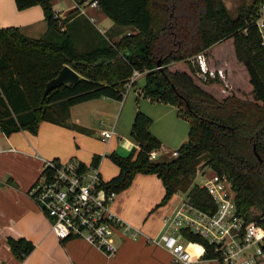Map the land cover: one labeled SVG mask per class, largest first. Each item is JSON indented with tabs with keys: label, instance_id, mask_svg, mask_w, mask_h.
Returning a JSON list of instances; mask_svg holds the SVG:
<instances>
[{
	"label": "trees",
	"instance_id": "16d2710c",
	"mask_svg": "<svg viewBox=\"0 0 264 264\" xmlns=\"http://www.w3.org/2000/svg\"><path fill=\"white\" fill-rule=\"evenodd\" d=\"M94 1L113 23L132 31L78 50L60 28L62 19L50 0H13L17 9L38 4L47 34L57 31L61 36L34 37L15 25L0 26V129L6 134L18 129L33 133L39 121L48 120L87 130L68 122L69 106L99 96L120 100L133 69L143 71L138 93L175 105L177 115L188 122L187 137L174 155L149 158L148 151L160 141L148 130L150 117L136 108L129 135L137 147L125 155L107 153L117 172L100 185L117 192L134 173H154L163 186L157 204L184 191L193 205L211 213L215 205L210 195L192 182L201 161L229 180L236 214L264 228V44L254 23L264 0L242 1L233 16L222 0ZM227 39L229 49L217 47L215 52ZM198 52L207 69H222L223 79L199 75L193 60ZM231 61L237 62V73ZM63 64L78 73L77 79L42 94L44 82ZM98 159L99 154H93L89 165L96 166ZM252 209L257 213L251 214ZM180 231L184 239L203 246V258L214 256L206 238L186 228ZM5 240L19 259L33 246L21 236Z\"/></svg>",
	"mask_w": 264,
	"mask_h": 264
},
{
	"label": "crops",
	"instance_id": "0c3cea01",
	"mask_svg": "<svg viewBox=\"0 0 264 264\" xmlns=\"http://www.w3.org/2000/svg\"><path fill=\"white\" fill-rule=\"evenodd\" d=\"M75 1L68 0L62 7L53 0L50 3L62 19L60 28L66 31L78 50L102 43L92 28L105 39H108L104 36L105 31L115 34L119 30L95 3ZM40 24L46 29L38 4L17 9L13 0H0V26L15 25L23 34L35 37ZM139 76L135 77L133 84L125 85V91L128 87H135ZM143 83L142 75V82L137 90H133L130 101L123 94L120 100L99 96L70 105L68 122L87 130L48 120L39 121L33 133L18 129L6 134L0 129V264H175L166 248L146 240L147 235H154L159 230L162 215L174 204L175 193L166 202L157 204L163 194V186L154 173H134L130 183L115 192L109 202L116 215L140 230L134 238L118 234L115 238L117 248L111 255L104 254L80 237L58 239L28 192L40 172L43 157L60 161L70 159L77 164L89 165L92 155L99 154L96 165L99 178L103 181L114 175L117 166L107 153L113 150L125 155L137 147L129 129L135 109L141 107L137 97ZM143 98L147 103L141 111L151 117V108L156 107L169 120H166L169 137L151 129L152 119L148 126L149 132L160 141L158 156L169 155L172 147L175 149L186 139L188 122L187 129L183 123L180 130V121L185 122L186 119L177 115L175 105L150 100L146 96ZM116 109L118 111L114 114ZM175 126L177 131L173 129ZM111 128L114 132L102 139L101 131ZM6 236H21L33 246L19 259L11 252ZM188 246L194 254L201 253L203 249L198 243Z\"/></svg>",
	"mask_w": 264,
	"mask_h": 264
},
{
	"label": "built area",
	"instance_id": "2783aa9c",
	"mask_svg": "<svg viewBox=\"0 0 264 264\" xmlns=\"http://www.w3.org/2000/svg\"><path fill=\"white\" fill-rule=\"evenodd\" d=\"M254 23L264 44V11L257 12ZM193 60L203 79L206 75H218L223 79L221 68L215 71L206 68L200 52L195 53ZM141 72L133 69L125 85L131 84ZM112 132L113 128L103 129L101 138L105 139ZM169 153L174 155L175 149ZM157 156V148L148 151L149 158ZM100 182L95 165L83 168L70 159L60 161L43 157L40 172L28 192L58 239L80 237L111 255L117 248L115 238L118 234L134 238L140 230L110 209L109 202L115 191L105 189ZM197 184L210 195L214 210L208 213L193 205L186 195L179 196L162 215L159 230L147 235L146 240L166 248L175 264H199L202 259L216 260L220 264H264V228L256 220H245L236 214L229 180L212 171ZM181 228L206 238L212 244L214 256L203 258L204 248L201 253L194 254L188 245L198 242L184 239Z\"/></svg>",
	"mask_w": 264,
	"mask_h": 264
},
{
	"label": "rangeland",
	"instance_id": "374dc122",
	"mask_svg": "<svg viewBox=\"0 0 264 264\" xmlns=\"http://www.w3.org/2000/svg\"><path fill=\"white\" fill-rule=\"evenodd\" d=\"M54 3L57 5V6H64L65 3L68 1V0H53ZM81 1H85V0H81ZM242 1L246 4V3H249L251 0H222V2L224 3L227 11L229 12V14L231 16H233L240 3H242ZM258 11H264V3H262L260 6H258V9H257V12ZM82 17L83 14H81ZM85 19V18H83ZM119 30L115 33V34H111L109 33V30L105 31L104 33V36H106V38L108 39H105L101 34H99V32H96L93 28H92V31L98 36L101 38L102 40V43L106 40V41H112V40H115L114 38L117 36V35H121L127 31H132V28L131 27H124V25H119V24H115ZM99 26H100V23H99ZM45 27L43 26V24H40V27L39 29L37 30V32L35 33L36 36H47V37H50V35L47 34V31L44 29ZM61 36V33L60 32H54V35L51 36L50 38H53V39H58L59 37ZM229 40H225L221 43V46L220 44L218 46H215L214 47V51L216 52L217 50V47L218 49H223V52L227 51L229 49ZM78 48H80L78 45H77ZM214 56V55H213ZM193 59H194V56H193ZM232 64H233V68H234V71L236 72V69H237V62H234V61H231ZM237 73V72H236ZM140 75V74H139ZM138 75V76H139ZM142 75H143V72H141V75L139 76V78L137 79V84L135 85V87H128V89L123 93L127 99V101H130V99H132L133 97V90H137V87L139 86V84L142 82ZM136 88V89H135ZM140 89V88H139ZM243 94L245 96H249V92H243ZM134 96H135V93H134ZM137 100L139 101V104H141L140 106L141 107H137L139 110H143L141 109L142 106L144 108L145 106V101L147 100H144L142 94L139 92V95L137 97ZM118 111V109L114 110V114ZM151 117H150V121L152 119V123H150L151 125V129L153 128L154 130L160 132L161 134H163L165 137H169L170 135H168L167 133V125H166V120L169 122V120L167 119V116L166 114H162L159 109H157L156 107L155 108H151ZM160 114V116H158ZM158 116V117H157ZM185 123V128L187 129V121L185 120V122H182L180 121V130H181V127H182V124ZM173 129L175 131L178 130L177 126L173 127ZM172 149H174L172 147ZM170 154V153H168ZM164 155V154H163ZM166 155V154H165ZM167 156V155H166ZM212 172V170L208 167V165H204L200 162H198L195 166V171H194V174H193V177H192V182H195L197 183L198 181H201L203 178L207 177L210 175V173ZM185 195V192L184 191H177V194H174L173 195V201L174 203L178 200V198H180L179 196H184ZM252 213H257L256 209H252L251 210V214ZM199 264H220L218 261L216 260H210V259H202L199 261Z\"/></svg>",
	"mask_w": 264,
	"mask_h": 264
},
{
	"label": "water",
	"instance_id": "95a60500",
	"mask_svg": "<svg viewBox=\"0 0 264 264\" xmlns=\"http://www.w3.org/2000/svg\"><path fill=\"white\" fill-rule=\"evenodd\" d=\"M159 60H156L158 65ZM78 77V73L67 64H63L56 73L44 82L42 94H45L49 89L58 86L61 83L74 82Z\"/></svg>",
	"mask_w": 264,
	"mask_h": 264
}]
</instances>
